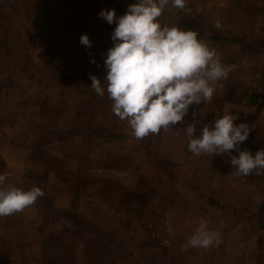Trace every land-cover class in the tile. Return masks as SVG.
I'll list each match as a JSON object with an SVG mask.
<instances>
[{
  "label": "rangeland",
  "instance_id": "1",
  "mask_svg": "<svg viewBox=\"0 0 264 264\" xmlns=\"http://www.w3.org/2000/svg\"><path fill=\"white\" fill-rule=\"evenodd\" d=\"M114 3L127 10L137 0ZM223 4L228 9L215 7L208 17L214 23L219 20L220 29L262 33L264 0H225ZM196 6L197 0L194 8L186 1L178 19L174 13L164 14L165 8L159 20L176 26L186 14L205 13ZM111 9L114 4L109 0H0V11L9 14L21 30L20 53L30 55L24 65L0 56V86L4 87L0 89V174L8 173L6 183L22 190L39 187L56 209L42 214L33 205L0 217V264H61V254L44 241L72 227L68 212L99 225L108 235L118 236L123 229L155 264H255L257 235L263 233L252 231L242 218L210 207L184 189L165 202L150 200L154 182L134 170L141 157L126 136L127 122L113 114L107 93L100 97L79 84L85 73L104 81L100 75L103 58L113 46L111 34L116 25L107 24L98 14ZM82 34L89 37L90 48L80 44ZM231 65L236 81L262 87L264 55L241 56ZM190 111L172 131L150 135L156 158L182 165L183 174L194 166L204 167L211 192L220 199L225 195L231 209L242 213L256 209L264 197L262 175L237 178L231 174L230 160L223 171L212 169L208 155L190 166L184 164L185 128L194 120ZM230 111L238 117L234 124L249 126L241 150L255 156L264 148V103L251 108L227 104L223 115ZM68 128L80 134L69 136ZM103 130L125 138L106 140L100 136ZM232 154L238 157L235 151ZM125 209L145 211L149 228L141 229L127 218ZM201 218L208 221L209 229L220 232L221 244L209 250L182 251L181 245L194 234Z\"/></svg>",
  "mask_w": 264,
  "mask_h": 264
},
{
  "label": "clouds",
  "instance_id": "2",
  "mask_svg": "<svg viewBox=\"0 0 264 264\" xmlns=\"http://www.w3.org/2000/svg\"><path fill=\"white\" fill-rule=\"evenodd\" d=\"M169 3L180 10L186 7V0H137L128 5L123 16L117 17L114 9L98 14L116 27L111 34L113 46L103 58L107 73L104 82L90 75L91 88L100 97L107 93L113 114L127 122L137 140L162 130L172 131L177 123H183L190 106L211 102L217 85L223 88L219 82L226 80L235 67L222 63L216 49L199 39L196 31L162 24L159 18ZM214 27L219 29L221 22L217 20ZM80 44L91 47L86 34L81 35ZM230 113L215 119L212 125H203L198 136L199 121L188 124L187 150L197 157L228 155L231 174L237 178L264 175V148L255 156L241 150L250 128L244 123L234 124L238 117ZM7 180L8 173L0 174V217L23 212L44 196L39 187L22 190L7 184ZM221 242L220 232L209 229L208 221L201 218L181 250H209Z\"/></svg>",
  "mask_w": 264,
  "mask_h": 264
},
{
  "label": "trees",
  "instance_id": "3",
  "mask_svg": "<svg viewBox=\"0 0 264 264\" xmlns=\"http://www.w3.org/2000/svg\"><path fill=\"white\" fill-rule=\"evenodd\" d=\"M114 4V9L118 17L123 16L127 10L114 0H109ZM188 6L194 8L196 0H186ZM13 8L16 10L15 5ZM19 9V8H17ZM17 13L19 14L18 10ZM183 30H193L198 33V38L209 42V46L215 48L221 57L222 63L231 65L236 58L241 56H262L264 55V29L261 34H238L229 29H217L214 22L207 16L193 13V15L182 16L177 25ZM0 30L3 35L0 37V56L9 58L16 64L24 65L28 62L27 53H20L22 36L21 30L13 23L9 14L0 11ZM3 68V66H0ZM106 69L100 73L102 78L106 76ZM79 79V76H76ZM80 85L91 88V80L88 74L81 76ZM99 79V77H98ZM101 80V79H100ZM104 81L101 80V83ZM223 85L221 89L217 85V91L211 102H203L200 105L190 106L191 113L197 115L194 120L197 124L196 135L200 134L203 125H212L215 119L223 115V109L227 104L239 105L251 108L258 103H264V74L262 76V87L255 89L246 84L236 81L230 73L226 80L219 82ZM4 87L0 86V89ZM202 115H199L200 111ZM246 124V123H244ZM128 125V124H127ZM126 135L134 142L135 149L140 153L141 161L134 166L135 172L149 176L154 186L149 193L150 200L168 201L175 192L180 189L191 192L196 198L205 201L210 207H218L222 212L229 213L234 217L242 218L247 226L254 232H262L257 235L255 249V264H264V197L258 207L247 213H242L231 209L226 203L225 195L222 199L211 192L209 183L206 182L207 170L200 166H194L188 173L183 172V166L170 162L158 160L156 158L155 147L151 136L137 140L129 128ZM127 129V130H128ZM69 136H78L80 133L75 128H68ZM129 135V136H128ZM106 140L125 138L123 134H116L108 130H103L100 134ZM35 152V151H34ZM37 152V151H36ZM202 156V155H201ZM194 156L187 150V142L184 148V164L192 165L200 157ZM228 155L211 156L210 167L219 168L223 171L229 163ZM264 178V175H262ZM264 195V190H263ZM42 214L53 212L56 209L49 204L44 195L35 204ZM44 205H48L45 207ZM126 217L140 225L141 229H147L150 220L145 211L140 209H125ZM67 218L72 223L71 228L63 229L59 233L46 238L45 246L54 252L61 254V264H155L151 256L145 254V250L139 245L130 241L123 229L118 236L108 235L99 225L92 223L86 218L76 216L73 212H68ZM82 260V263H81Z\"/></svg>",
  "mask_w": 264,
  "mask_h": 264
},
{
  "label": "crops",
  "instance_id": "4",
  "mask_svg": "<svg viewBox=\"0 0 264 264\" xmlns=\"http://www.w3.org/2000/svg\"><path fill=\"white\" fill-rule=\"evenodd\" d=\"M198 1H199V3H198ZM224 1L225 0H208L205 4H202L203 2L201 0H197V4H198V6H196L197 11H199L200 13H202L204 11L205 13H202V14H205L207 17L211 18L210 9H214L215 7H217V9L219 11H222L224 9H228V7L224 6V4H223ZM215 4H218L219 6H217ZM166 8H168V11H166V12L164 11V14H167V12L174 13L175 15H177V19L179 18L178 16L183 14L185 11V9L180 10V9L174 8L171 5V3H169V5ZM200 9H202V10H200Z\"/></svg>",
  "mask_w": 264,
  "mask_h": 264
}]
</instances>
